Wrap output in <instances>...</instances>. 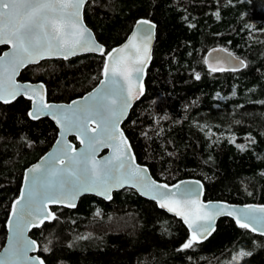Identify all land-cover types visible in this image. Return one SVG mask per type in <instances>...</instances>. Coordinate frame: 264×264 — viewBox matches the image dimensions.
<instances>
[{
  "label": "trees",
  "instance_id": "obj_1",
  "mask_svg": "<svg viewBox=\"0 0 264 264\" xmlns=\"http://www.w3.org/2000/svg\"><path fill=\"white\" fill-rule=\"evenodd\" d=\"M83 14L106 51L137 19L156 24L144 93L122 124L137 161L167 184L201 180L205 200L264 204V0H88ZM216 46L245 66L207 69L204 55ZM103 62L96 54L45 59L18 79L42 81L48 101L68 102L97 84ZM29 109L23 97L0 102V248L24 169L57 137L54 122L31 119ZM231 138L249 142L241 150ZM52 210L54 219L30 231L45 264H264V236L229 217L183 248L191 236L181 220L133 189L108 201L86 194L74 209ZM240 251L250 255L234 260Z\"/></svg>",
  "mask_w": 264,
  "mask_h": 264
},
{
  "label": "snow or ice",
  "instance_id": "obj_2",
  "mask_svg": "<svg viewBox=\"0 0 264 264\" xmlns=\"http://www.w3.org/2000/svg\"><path fill=\"white\" fill-rule=\"evenodd\" d=\"M85 3L86 0H0V44L11 45L10 52L0 56V101L7 104L17 95L23 94L14 77L18 69L27 64H35L41 59L52 56H62L67 59L69 56L77 55L78 50L104 54L103 46L86 39L89 30L82 23L81 11ZM214 15L219 18L218 13ZM137 24L155 27L147 20L137 21ZM135 35L134 32L133 36ZM148 35L150 37L151 33L149 32ZM107 57L102 69L105 79L101 81L106 87L92 98L90 103L86 102L74 108L77 102L73 101L72 105L68 106L71 115L65 116L63 121L57 119V113H48L63 129L75 130L78 134L83 131L85 136L89 131L88 124L96 123V127L90 129L96 135L87 136L89 151H82L77 155L75 149L66 146L59 156L50 157L52 163L48 167L42 169L40 165H34L26 172V181L29 173L39 175H33L27 196L25 197L24 189H21V196L13 201L12 214L16 217V227L13 230L12 245L6 252L7 259H0V264H44L39 257L28 255L30 251H35L38 245L35 240H29L24 233L29 226L39 227L46 219L55 218L53 213L46 211L50 203L67 201L68 207H75L74 201L77 196L87 191L111 199L112 189L122 188L125 184L137 188L141 194H146L139 187L141 173L146 170L129 165L126 171L120 172L125 168V158L134 160V157L128 155L130 148L123 133H119L118 139L117 132L121 117L126 114L131 101L138 98V74L146 66V60L150 59L149 49L147 44L134 45L130 37L128 43L119 49H113L107 53ZM237 60L241 66H244L242 60L239 58ZM209 67L212 72L226 70ZM116 77L126 81L127 88L123 91L120 90ZM134 78L137 83H133ZM199 78V73H196L195 79ZM91 96L92 94L89 93V97ZM56 107L42 104L34 107L28 115L32 119H38V113L43 114L45 109ZM57 143L59 144L60 141ZM81 143H85V140L81 139ZM101 144L115 146V151L119 153L115 158V164L111 161L100 163L92 158V153ZM237 147L243 150L242 145ZM69 152L72 154L70 155ZM57 160L61 165L59 168L55 166ZM117 172H120V175H117ZM152 186L156 191L168 188L167 185H156L154 181ZM174 187L179 188V185ZM151 198L157 199L156 196ZM17 205H20L19 213H17ZM159 206L184 217V222L192 230L191 238L182 245L183 248H191L195 242L206 239L207 235L211 234L209 229L213 227L215 217L219 215L234 216L240 228L250 229L253 232L262 231L264 234V205H246L243 209H236L226 204L210 207L196 200H169L168 203L160 202ZM96 214L99 215V211ZM242 216L251 220V223L242 220ZM36 220H39V224L35 223ZM257 224L260 228L253 226ZM245 255L250 253L240 251L233 259Z\"/></svg>",
  "mask_w": 264,
  "mask_h": 264
},
{
  "label": "water",
  "instance_id": "obj_3",
  "mask_svg": "<svg viewBox=\"0 0 264 264\" xmlns=\"http://www.w3.org/2000/svg\"><path fill=\"white\" fill-rule=\"evenodd\" d=\"M87 1L88 0H86V2ZM81 11H82V18H83L82 19V23H83L84 27H86L89 30V33L86 36V39H91L95 44L103 46V49H104V54H103L104 55V62H103L102 69L104 67L105 61L108 59L107 53L111 52L113 49H119L122 46H124L126 43H128L130 37H132V43L134 45L142 46L144 44H147L148 49H149V55H150V59L146 60V62H145L146 66L144 67L143 71L140 74H138L139 75V81H138V85H137V96H138V98L133 99L131 101V106L129 108H127L126 114L121 117V119L119 121V124H118V132H117V138L118 139H119V133L120 132L123 133V137L126 139L127 145L130 148V152H129L128 155L131 156V157H134V160H128L127 157L125 158V168L121 169L120 172L126 171L127 168L129 167V165H131L133 167L138 166V167L146 170L145 172L141 173V176H140L141 183L139 184V187L144 192H146V194H141V191L138 190L137 188H134V187L129 186L128 184H125V186L122 187V188L114 187L112 189V191L110 192L111 198L113 196V192H115V191H119V190H122L124 188L133 189L141 197H143V198H145L147 200L153 201L157 205V207H159L160 209L164 210L168 214H171V215L175 216L176 218H178L179 220H181V222L188 229V231L190 233V236L192 234V230H190L188 225L184 222V217L177 216L174 212L168 211L167 208H161L159 206L160 202L168 203L169 200H177V201H192V200H196V201H199V202H201L203 204L210 205V207L217 206L219 204H226V205L234 207L236 209H243L244 206H246V205H253V206L264 205V204H258V203H231V202L224 201V200H205L204 197H203L204 196V185H203L201 180L196 179V178H183V179L177 180L176 182H174L172 184H167L166 182L159 181V180L155 179L152 176L148 166L145 165V164H141V163H139L137 161V158H136V155H135L134 150L132 148V145L130 143V140L128 139L124 129L122 128V124L125 121V119L127 118L128 114H129V111H130L131 107L133 106V104L144 93L147 67H148L149 63L151 62V60H152L153 45H154L155 34H156V24L152 20H150L148 18H139V19H137L135 21L130 33L125 38V40L123 42H121L120 44L112 47L108 51H106L105 46L96 38L94 31L86 24V22L84 20V14H83L84 7L82 8ZM141 20H147V21L150 22L151 25H154L155 27L151 28L150 25H138L137 21H141ZM134 32L136 33L135 36H133ZM149 32L151 33L150 37L148 35ZM0 47H5L0 52V56H3L5 53H9L10 52L11 45L0 44ZM85 54L102 55L100 52H87V51H83V50H78V54L77 55L69 56L67 59H69L71 57H74V56L85 55ZM125 55H127V52H125ZM237 58H239V60H242L243 63H244V66H245L244 60L241 59L240 57L236 56L233 52H231L230 50H228V49H226V48H224L222 46H216V47L210 48L205 53L204 62H205V60H207V63H205V66L209 70H210L209 66H211V67L226 69L225 71H238V70H241L244 66H241L239 64V61L237 60ZM45 59H63V60H67V59H64L62 56H52V57H47ZM45 59H41V60H39V62L42 61V60H45ZM35 64H37V63H35ZM28 65H31V63L25 65L23 68H19L18 71H17V74L14 77L16 84H18L20 86L21 90L23 91V94L22 95H17L16 98L14 100H12L11 102L15 101L19 97H23V98L29 100L30 101V109L28 110V113H29V111H32L34 109V107H39L42 104H49V105L57 106L54 109H45L43 114L38 113L39 118L48 117L49 119H51L54 122L55 126L57 127V137L54 140L53 144L35 162L31 163L30 165H28L24 169L23 174H22V181H21V186H20L19 193H18V195L16 196V198L13 201H15L17 198H19L21 196V189H24L25 197L27 196L28 189H29V187H30V185L32 183L33 175H37V176L39 175V174L29 173L28 180L27 181L25 180L26 172H28V170L31 169L34 165H40L42 169L48 167V165L52 163V161L50 160V157L51 156H59L61 150L65 149L66 146H71L72 149H75L77 155L80 154L82 151H89L88 144H87V136L96 135L95 133H92L90 131V129L96 127V123H89L88 124L89 131L87 133V136H85L83 131H80L79 134H78L77 131H75V130L69 131V130L63 129L61 127V125L58 124L55 119H53L52 115L48 114V113L49 112L57 113V119H60V120L63 121L65 116H70L71 115V110H69L68 106L72 105L73 101L77 102V104L73 106L74 108L75 107H79L80 105H83L86 102L90 103L92 98H95L97 96V94L102 89H104L106 87V84H101V81L105 79L103 74H102L100 79H99V81L97 82V84L92 89H90L89 91L84 93L83 95L78 96L76 98H73V99H71L68 102L48 101L47 100V89H46V85H45L44 82H42V81L31 82V81H23V80L18 79L22 69H24ZM216 72H221V71H216ZM116 79L119 81V87H120L121 91H123L124 89L127 88V83H126V81L123 78L116 77ZM133 83H137L135 78L133 79ZM89 93L92 94L91 97H89ZM29 97H31V99H29ZM0 102L3 103L2 101H0ZM34 102H38V103H34ZM71 137H74V139H75L77 144L74 141L71 140ZM81 139H84L85 143H81ZM57 141H60V143L58 144ZM69 154L71 155L72 153L69 152ZM118 155H119V153H117L115 151V146L114 145L104 146L103 144H101L97 148V150L94 153H92V158L95 159L96 161L100 162V163H103L104 161H111L113 164H115L116 163V159L115 158ZM55 166L57 168L61 167V165L59 163V160H57L55 162ZM120 172H117V175H120ZM153 181L155 182L156 185H167L168 188L160 189L159 191H156L155 188L152 186V182ZM145 185H147V187H145ZM175 185H179V188L174 187ZM170 193L174 194V195H169ZM86 194L94 195V196H96L98 198H101L103 200H106V201L110 200V199L104 198L103 196L97 195L93 191H87V192H83L82 194H79L77 196V198L74 201L75 207L77 205V202H78L79 198L81 196H83V195H86ZM152 196H156L157 199H152L151 198ZM56 206L57 207H63V208H70V209H74L75 208V207H68L67 206V201H65L64 203H50V204H48L47 208H46V211L51 212V213L54 214V211L52 210V207H56ZM16 207H17V213H19L20 205H17ZM12 208H13V202H12V205H11V208H10V211H9V214H8V218H7V221H6V236H5L4 244L0 248V259H4V260L7 259L6 252L12 245L13 230L16 227V217L13 216V214H12ZM181 210H183V209H181ZM207 210L208 209H205V211H207ZM257 215H259V214H257ZM222 217H229V218H231L232 220H234L236 222L234 216H228V215L216 216L215 219H214V222H213V227L211 229H209L211 234L216 229L217 221L220 218H222ZM51 219L52 218H48L44 222H47V221H49ZM189 219H192V217H189ZM241 219L245 220L246 222L251 223V220H247V218H245L243 216L241 217ZM35 223L39 224V220H36ZM253 226H255L257 228H260V225H258V224L257 225H253ZM33 228H34L33 226H29L25 230L24 235L29 240H35L30 235V231ZM251 232H253V231H251ZM253 233L264 236V234H262V231H255ZM210 235H207V238ZM203 240H205V239H200L199 241H203ZM37 245H38V242H37ZM28 255L31 256V257H39L41 260H43L41 255L38 253V247H37V249L35 251H30L28 253ZM43 262H44V260H43ZM44 264H45V262H44Z\"/></svg>",
  "mask_w": 264,
  "mask_h": 264
},
{
  "label": "rangeland",
  "instance_id": "obj_4",
  "mask_svg": "<svg viewBox=\"0 0 264 264\" xmlns=\"http://www.w3.org/2000/svg\"><path fill=\"white\" fill-rule=\"evenodd\" d=\"M232 141H234L237 145H242L243 147H245L247 145V143L249 142V138L248 139H244V140H240L237 141L234 138H231Z\"/></svg>",
  "mask_w": 264,
  "mask_h": 264
}]
</instances>
